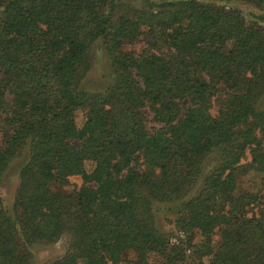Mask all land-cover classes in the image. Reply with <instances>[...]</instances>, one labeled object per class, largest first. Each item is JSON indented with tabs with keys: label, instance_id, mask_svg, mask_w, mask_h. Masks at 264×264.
<instances>
[{
	"label": "trees",
	"instance_id": "1",
	"mask_svg": "<svg viewBox=\"0 0 264 264\" xmlns=\"http://www.w3.org/2000/svg\"><path fill=\"white\" fill-rule=\"evenodd\" d=\"M238 2L264 20V0H0V264L64 235L51 264H264V177L242 187L264 173V27Z\"/></svg>",
	"mask_w": 264,
	"mask_h": 264
},
{
	"label": "rangeland",
	"instance_id": "2",
	"mask_svg": "<svg viewBox=\"0 0 264 264\" xmlns=\"http://www.w3.org/2000/svg\"><path fill=\"white\" fill-rule=\"evenodd\" d=\"M232 5L239 8L246 20L253 21L258 20L264 27V20L258 19L256 15L258 11L253 7L244 3H232ZM143 46L142 42H138L134 45L125 46V50L138 52ZM92 67L85 77L82 87L89 91H101L108 84L111 73H110V59L106 54L105 50L101 46L100 42H96L92 49ZM147 127L155 126L150 121V117L147 118ZM26 155L15 159L8 167L6 174L3 178L1 186V197L5 211L9 216H12V206L14 196L19 183V170L24 163ZM217 157L210 156L204 163L203 173L207 171L216 163ZM260 177H264V173H257L246 177L243 183V188L255 189ZM81 184L79 176H73L69 178V184L64 187V190H70L77 188ZM198 187V186H197ZM194 189V191L197 189ZM173 206V205H172ZM170 205L166 204H155L154 205V216L155 222L159 229L167 232L169 235H177L176 229L173 225L174 213L170 211ZM69 244V237L67 235L62 236L57 242L49 245H36L33 247V263L32 264H51L52 261L61 258L67 251Z\"/></svg>",
	"mask_w": 264,
	"mask_h": 264
}]
</instances>
